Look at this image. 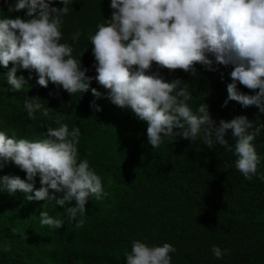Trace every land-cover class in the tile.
<instances>
[{"label": "clouds", "instance_id": "1", "mask_svg": "<svg viewBox=\"0 0 264 264\" xmlns=\"http://www.w3.org/2000/svg\"><path fill=\"white\" fill-rule=\"evenodd\" d=\"M73 2L14 0L9 4V13H24L0 18V65H12L5 75L13 91H21L28 82L17 75L19 69L34 71L37 83L45 88L51 81L71 95L91 90L96 99L104 97L120 109H131L138 120L146 122L152 148H159L165 138L193 141L202 134L209 148L219 144L234 150L235 168L246 180L257 175L261 158L254 141L262 131L260 126L244 115L221 119L217 125L205 102L195 111L189 106L193 94L186 84L181 86L179 79L166 82L148 73L153 64L193 75L197 64L210 71L215 70L214 65L231 66L232 82L227 85L223 106L236 101L264 113V0H110V18L88 37L95 77L86 75L89 69L82 66V56H73V45L61 42L63 17ZM57 3L62 7L54 6ZM80 36L77 31L71 39L77 42ZM93 79L106 96L91 87ZM238 84L254 94L241 92ZM96 99L90 106L99 112L102 109ZM23 107L29 119H35L37 112L52 118V109L39 97L25 99ZM56 123L58 127L47 128V138L35 141L0 131V169L11 161L26 173V179L0 176V190L9 194L20 191L27 194L28 201L54 200L60 206L75 201L65 209L71 223L85 214L90 198L100 200L107 193L89 161L79 159L80 128L70 130L67 124ZM229 132L234 144L226 138ZM259 178L264 181V176ZM50 189L62 197L50 194ZM40 223L61 229L65 221L42 211ZM83 224L80 219L75 227ZM175 251L170 243L149 246L134 240L131 251L125 253L126 264H172L170 253ZM211 251L220 259L226 250L213 245Z\"/></svg>", "mask_w": 264, "mask_h": 264}, {"label": "trees", "instance_id": "2", "mask_svg": "<svg viewBox=\"0 0 264 264\" xmlns=\"http://www.w3.org/2000/svg\"><path fill=\"white\" fill-rule=\"evenodd\" d=\"M12 2L14 0H8V3L0 0V18L24 15L23 12H8ZM54 6L62 7L58 3ZM111 12L110 0H74L69 13L63 17L61 42L73 45L74 57L82 56V66L89 69L88 76L96 75L88 37L95 33L99 23L110 18ZM77 31L81 32V36L73 42L71 37ZM11 67V64L9 68L0 65V131L35 141L47 138V128L58 127L57 120L67 124L70 130L79 127V159H87L90 167L102 178L107 196L100 200L90 198L85 214L82 217L78 215L77 220L70 223L65 209L74 206L75 201L71 205L60 206L54 200L28 201L27 194L20 191L9 194L0 190V264H126L125 253L130 252L132 242L138 240L130 231L131 222L128 224L124 220L122 232H117L111 240L98 237L108 225V222L105 225L102 223L105 215L118 211L125 213L129 206L140 202L133 197V183L127 170L130 162L124 160L127 155L122 154L121 162L113 146L114 140L122 137V148H126L128 140L125 138L131 133L139 137L140 146L148 149L144 157L151 177L158 179L174 198L183 200L184 208L215 211L239 223L242 218L251 221V227L243 236L220 247L222 251L226 250L220 259L212 251L202 258L190 252H180L171 255L172 264H264V181L259 178L264 176V172L261 159L257 175L249 181L235 168L237 157L234 150L219 144L209 148L203 143L202 134L193 141L177 137L172 142L165 138L159 148H152L148 140L144 142L147 138L146 122L138 120L131 109H120L104 97L96 99L91 90L71 95L51 81L48 87H42L37 83L38 76L34 71L23 69H19L17 75H23L27 85L21 91H13L5 75ZM195 67L196 74L193 75L182 70L170 72L159 69L153 64L148 74H156L166 82L179 79L181 86L186 84L193 94L188 101L189 106L195 111L205 102L217 125L221 119L247 116L254 125L262 128L254 141L258 152L260 145H264V113H260L256 106L244 108L236 101H229L226 107L223 106L228 97L227 85L232 82L229 75L231 66L214 65L215 70L212 71L200 64ZM91 87L106 96L105 89L94 79ZM238 88L246 94H254L242 85L238 84ZM35 97L52 109L51 119L39 112L35 114V119L28 118L24 101ZM94 99L102 109L99 112L90 106ZM226 138L229 144H234L230 132ZM4 175L26 179V173L11 161L4 162L0 169V176ZM39 187L37 176L36 188ZM49 191L57 198L63 195L53 193L51 189ZM42 211L64 220L63 228L42 225ZM80 219L84 220V224L77 228L75 224ZM111 221L110 226H120Z\"/></svg>", "mask_w": 264, "mask_h": 264}, {"label": "rangeland", "instance_id": "3", "mask_svg": "<svg viewBox=\"0 0 264 264\" xmlns=\"http://www.w3.org/2000/svg\"><path fill=\"white\" fill-rule=\"evenodd\" d=\"M129 134V133H128ZM126 148H122V137L114 140V150L118 152L122 162V154L127 155L124 160L130 162L127 169L130 182L133 183V197L140 200L129 206L125 213L118 211L105 215L102 219L103 228L99 237L102 240L113 239L117 232H122V222H131L132 236L137 237L152 246H162L170 243L176 251L190 252L202 258L211 251L213 245L219 247L237 241L251 227V221L242 218L239 223L221 213L207 210H188L184 208V201L174 198L161 186L158 179L151 177L150 170L145 164L144 155L148 149L140 146V139L131 133ZM147 138H144V142ZM261 167L264 172V145L258 148ZM134 188V190H133ZM120 226L112 227L109 221Z\"/></svg>", "mask_w": 264, "mask_h": 264}]
</instances>
